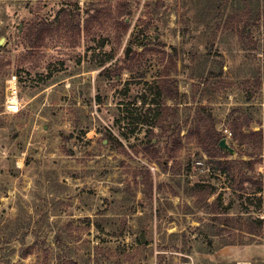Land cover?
<instances>
[{"label":"rangeland","instance_id":"rangeland-1","mask_svg":"<svg viewBox=\"0 0 264 264\" xmlns=\"http://www.w3.org/2000/svg\"><path fill=\"white\" fill-rule=\"evenodd\" d=\"M258 10L264 0H0V264H264V227L248 245L220 236L264 220V200L239 198L264 185V156L216 177L189 136L201 103L237 154L255 150L232 141V121L264 129ZM43 20L34 45L28 25ZM174 79L154 137L133 116ZM204 181L217 191L198 208L190 186ZM229 203L235 223L213 228Z\"/></svg>","mask_w":264,"mask_h":264},{"label":"trees","instance_id":"trees-1","mask_svg":"<svg viewBox=\"0 0 264 264\" xmlns=\"http://www.w3.org/2000/svg\"><path fill=\"white\" fill-rule=\"evenodd\" d=\"M246 7V6H245ZM247 8V7H246ZM248 12H245V16L248 19L247 23L252 20L251 15ZM100 15L98 13L96 15H91V20L99 19ZM257 18L259 20L262 19L264 25V10L257 12ZM244 18L242 17V20ZM119 21V20H118ZM121 23L127 27L125 24V20H122ZM51 25V24H50ZM50 25L46 23V21H31L28 25L27 34H25L26 40L32 43H36L34 45H38L39 42L44 37L45 33L49 31ZM34 37V38H33ZM240 39H243V32L240 31ZM105 39L102 41V46L105 45ZM176 80L165 81L164 84L159 87L156 92L155 99L150 102L151 106H149L143 116H140L138 113L136 116H133V123H138L142 121L144 125H146L149 129V133L154 135V137H161L159 134L161 132H165L167 130V118L165 117V111H167L168 106L165 104V100L171 96L172 88L171 84H175ZM171 83V84H170ZM145 105L147 104L144 99L143 102ZM197 104V102H195ZM206 106L197 104L194 108V117L192 120V126L189 130V136L195 138V142L197 143L201 152L205 153L209 160L210 166L209 171L213 176L216 177H226L229 179H233L235 176L236 168H242L243 165H248L251 169H254L255 164L258 163V158H263V150H264V129H259L258 131H253L246 135L243 133L242 126L245 123L241 122V120L232 121V129L235 133L233 138V142L237 141L240 145L250 144L253 141L256 145L253 147L255 149L252 152H248V154H231L227 151H224L220 148L219 143L223 138L222 132L217 129V124L213 118V116L206 110ZM133 114V112H131ZM187 124V123H186ZM187 126V125H185ZM248 126V128L246 127ZM250 124H246L245 127L249 129ZM176 127L179 128V131L182 129V126L177 123ZM154 129H159L160 133H154ZM134 131H132L133 133ZM180 134V133H179ZM178 134V135H179ZM162 138V137H161ZM153 138L149 140V143L152 144ZM159 139L157 138V144L159 143ZM177 141V140H175ZM180 143V141H178ZM248 155L251 160L248 162L243 160L244 156ZM234 157V158H232ZM248 181L251 179L247 176H244ZM217 189L215 186L208 182H196L190 186V194L193 197H197L196 205L199 208L200 206H209L210 204L207 202L209 198H211L214 193H216ZM264 185L259 184L255 191L253 192H242L239 194V198H245L246 200H264ZM261 194V196H257ZM222 197L219 195L216 200H221ZM216 204V202H215ZM213 204L212 207L215 205ZM200 205V206H199ZM232 208L231 203H229L225 210L227 214H222L224 216H218L215 212H210V222L213 228L221 227V228H229L235 223L234 218H230L228 211ZM225 217V218H222ZM249 220L252 218H248ZM264 220L261 218L254 219V221L245 222L243 225L240 224L235 230L238 231V235L233 236L232 238H227V236L220 235L224 239L223 246H235V245H248V241H246L248 237L257 238L260 237L261 232L263 231ZM231 239V240H230Z\"/></svg>","mask_w":264,"mask_h":264},{"label":"water","instance_id":"water-1","mask_svg":"<svg viewBox=\"0 0 264 264\" xmlns=\"http://www.w3.org/2000/svg\"><path fill=\"white\" fill-rule=\"evenodd\" d=\"M128 51H129V50H128ZM219 146H220V148H221L222 150L227 151V152H229V153H231V154H235V150L229 146V144H228L226 138H223V139L220 141ZM141 241H142L143 243L145 242V238H144V236H142Z\"/></svg>","mask_w":264,"mask_h":264},{"label":"bare ground","instance_id":"bare-ground-1","mask_svg":"<svg viewBox=\"0 0 264 264\" xmlns=\"http://www.w3.org/2000/svg\"><path fill=\"white\" fill-rule=\"evenodd\" d=\"M9 90L11 92V95L14 96L16 93V86L14 84V81H11ZM16 99V98H15ZM15 99L12 100V102L9 103L10 106H14L13 102L16 101Z\"/></svg>","mask_w":264,"mask_h":264},{"label":"built area","instance_id":"built-area-1","mask_svg":"<svg viewBox=\"0 0 264 264\" xmlns=\"http://www.w3.org/2000/svg\"><path fill=\"white\" fill-rule=\"evenodd\" d=\"M244 264H246V263H244Z\"/></svg>","mask_w":264,"mask_h":264}]
</instances>
